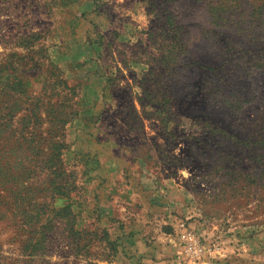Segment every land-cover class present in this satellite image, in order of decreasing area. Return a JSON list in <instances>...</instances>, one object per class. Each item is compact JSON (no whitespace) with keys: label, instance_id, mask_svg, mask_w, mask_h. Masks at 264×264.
Listing matches in <instances>:
<instances>
[{"label":"rangeland","instance_id":"374dc122","mask_svg":"<svg viewBox=\"0 0 264 264\" xmlns=\"http://www.w3.org/2000/svg\"><path fill=\"white\" fill-rule=\"evenodd\" d=\"M133 2L0 0V264H264V0Z\"/></svg>","mask_w":264,"mask_h":264},{"label":"built area","instance_id":"2783aa9c","mask_svg":"<svg viewBox=\"0 0 264 264\" xmlns=\"http://www.w3.org/2000/svg\"><path fill=\"white\" fill-rule=\"evenodd\" d=\"M185 242L186 251L194 260H200L205 255V246L193 232L185 233Z\"/></svg>","mask_w":264,"mask_h":264},{"label":"crops","instance_id":"0c3cea01","mask_svg":"<svg viewBox=\"0 0 264 264\" xmlns=\"http://www.w3.org/2000/svg\"><path fill=\"white\" fill-rule=\"evenodd\" d=\"M113 1H116L117 2V4L118 5H120V7H115L114 6V8H113V10H114V12L116 13V15H125L124 13H125V11H127V13H131L132 15H133V17L135 16V10H136V8H135V6H136V3L135 2H133V4H132V7H130V8H132V10H130L128 7H123V2H125L126 0H113ZM122 5V6H121ZM129 15V14H128ZM132 19H134V18H132ZM58 48H59V46H58ZM55 59H56V61H59L60 60V58H59V56H55L54 57Z\"/></svg>","mask_w":264,"mask_h":264},{"label":"trees","instance_id":"16d2710c","mask_svg":"<svg viewBox=\"0 0 264 264\" xmlns=\"http://www.w3.org/2000/svg\"><path fill=\"white\" fill-rule=\"evenodd\" d=\"M67 207H69V206H67ZM67 207H64V208H62V209H67ZM41 244V243H40Z\"/></svg>","mask_w":264,"mask_h":264}]
</instances>
